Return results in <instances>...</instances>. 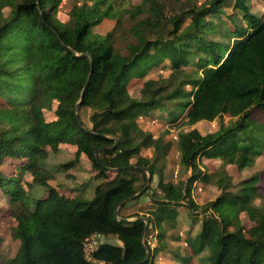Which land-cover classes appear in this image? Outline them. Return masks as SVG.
Masks as SVG:
<instances>
[{"label": "trees", "instance_id": "16d2710c", "mask_svg": "<svg viewBox=\"0 0 264 264\" xmlns=\"http://www.w3.org/2000/svg\"><path fill=\"white\" fill-rule=\"evenodd\" d=\"M88 1L62 22L56 16L62 0H0V120L7 125L0 131V165L9 158L19 173L18 180L0 171V189L20 204L9 237L19 246L2 264H156L155 256L166 250L167 232L179 224L181 208L192 225L204 215L190 244L196 255L209 249L208 264H264V198L255 203L257 175L233 191L230 177L223 174L216 181V199L199 204L193 196L195 181L205 178L201 156L244 169L263 153L264 122L254 114L264 112V11L260 16L252 12L253 0H176L180 12L170 8V0H142L123 13L129 20L124 26L122 15ZM214 16L219 23L211 20ZM115 17L116 27H127L133 37L124 50L115 45L116 27L95 32L106 18ZM217 33L225 40L215 39ZM163 66L168 76L147 80L140 97L128 90L131 79ZM89 77L80 108L91 109V126L81 119L83 127L75 105ZM51 110L55 118L47 120ZM156 111L169 122L183 118L181 124L191 126L179 132L178 147L181 164L192 173L178 182L161 178L156 188L151 179L144 189L147 172L136 166L154 175L171 149L167 132L156 137L139 125L140 118ZM226 115L232 118L229 123ZM216 119L214 131L195 127ZM65 148L74 151V158L61 165L67 171L80 160L91 161L94 172L85 184L92 181L91 194L72 196L50 183L47 158L50 151ZM145 150L152 155H143ZM127 165L135 167L121 168ZM26 171L30 178L21 186ZM15 180L18 184L9 188ZM27 186L46 188L47 196H30ZM82 187L77 183L69 190ZM140 191L119 207L118 217H148L145 238L157 230V247L145 239L151 249L146 262L145 222L115 215L123 198ZM145 194L150 195L146 214H122ZM243 211L255 221L249 230L240 219ZM96 234L122 244L103 242L89 260L84 241Z\"/></svg>", "mask_w": 264, "mask_h": 264}, {"label": "rangeland", "instance_id": "374dc122", "mask_svg": "<svg viewBox=\"0 0 264 264\" xmlns=\"http://www.w3.org/2000/svg\"><path fill=\"white\" fill-rule=\"evenodd\" d=\"M84 0H62L57 10V18L62 22H68L71 18V14L73 9L76 6L82 5ZM184 2H193L201 4L205 0H181ZM90 4L94 2H99L101 10H105L106 8H110V14H116L117 17L122 15L126 10L131 8V6L138 5L142 2V0H89ZM170 8L174 7L175 10L181 11L182 4L180 2H176V0H170ZM7 12V9H4ZM252 12L257 15H261L264 11V4L259 0H253L251 3ZM171 12V9L169 10ZM227 12H231V9L227 7ZM116 17L115 18H106L100 25L95 27V32L98 34H104L108 31L113 30L116 26ZM221 19L228 25V27L232 28V22L228 19L227 16L222 15ZM122 23L124 26H128L129 20L127 16L123 17ZM211 20L216 24L219 23L220 19L217 16L211 17ZM188 23V17L185 18V23ZM120 26L116 27L115 34V45L118 49L124 50L125 46L130 39L133 37L128 33L127 27ZM171 27V26H169ZM212 36V35H211ZM213 37L217 40H225L222 36V33L214 34ZM170 70L168 67H161L158 69L151 70L145 77H134L131 79L127 85V88L130 92H132L135 96L140 97L142 89L144 87V83L149 79H160L161 77L168 76ZM56 104V103H55ZM78 113L82 119V121L91 126L90 114L91 109L88 107H81L78 110ZM161 112L156 111L151 115H147L139 119V125L148 131L153 132V134L158 137L162 134L166 133L165 140L171 141V149L169 154L164 159L163 162H160L159 170L152 175V187L156 188L160 179H164L166 181L171 180L173 182H178L186 179L189 175H191L192 170H186L185 167L180 162V153L178 147V134L181 130H189L191 126L181 124L183 118L179 119L177 122H169L166 119L160 117ZM45 116L47 120H52L55 118L54 110L46 111ZM254 117L264 122V112L257 111L254 114ZM232 118L229 116H224V122L229 123ZM7 127L6 123L0 120V131ZM195 127H197L202 133H207L210 131H214L219 127V120L216 119L214 121H200ZM145 156H151L152 152L150 150H145L143 152ZM74 158V151L70 148L62 149L58 152L50 151V154L47 158V167L49 170V174L51 176L50 183L57 187L59 192L70 194L72 196L76 195L77 192H82L84 194H91L93 191L92 181L89 182V185L86 184V180L90 178V173L94 172L93 167L91 165V161L88 159H83L79 161L78 166L73 169L66 170L61 165L65 161L72 160ZM27 161V159H24ZM200 168L205 174V178L197 179L193 186V196L195 200L199 204H204L206 202L212 201L216 199L218 194L220 193L219 188L217 187L216 181L218 178L225 174L230 177V182L232 187L230 190H236L238 184L249 177L257 175L258 180L256 181V186L258 189L259 197L255 200L257 205L261 204L262 198H264V148L263 153L260 157L257 158L256 162L251 167H246L244 169H239L238 165L231 161H224L221 158H206L200 157ZM18 169L14 167V163L11 159H5L4 163L0 165L1 173L7 175L8 177L15 176L18 180L19 175ZM29 173L26 171L24 174V178L20 179V185H25V182L29 177ZM83 186L81 190L75 192L70 191L69 189L76 186ZM138 183H142V179L138 181ZM18 184V181L15 180L12 182L9 181V188ZM70 186V187H68ZM28 187V186H27ZM30 196H38V194H42L46 188L41 187H28ZM6 189H0V262L2 264L3 259L8 257L9 255H14L18 249L19 243L15 240H10V229L14 224L13 212L16 208L19 207V203L13 202V199ZM47 196V193H43ZM150 203V195L145 194L138 200H134L128 203L125 208L122 210V214L124 216H128L133 213L139 212L140 214H146L149 209ZM181 213L179 216V224L170 229L167 232L164 241H166V250L164 252L159 253L155 256L156 264H208L209 249H205L199 255L193 253V249L190 244L191 238L194 236L197 230L200 229V225L203 219V216L197 218L198 221L194 225H192L191 221L188 219V213L184 209H180ZM202 212V211H201ZM204 214V213H202ZM258 213L255 214V218H257ZM129 219L134 220L136 217H129ZM240 219L242 224L246 230H249L255 223L253 219L248 215L247 212L243 211L240 214ZM157 230L152 229L148 237H144L147 242L151 245L152 248L158 246V238H157ZM92 241V240H91ZM96 246L100 245L103 242H110L114 244H122L117 238L112 236H97L95 238ZM90 242V240L88 241ZM94 244V240L92 241ZM87 249V254H90L91 250Z\"/></svg>", "mask_w": 264, "mask_h": 264}, {"label": "water", "instance_id": "95a60500", "mask_svg": "<svg viewBox=\"0 0 264 264\" xmlns=\"http://www.w3.org/2000/svg\"><path fill=\"white\" fill-rule=\"evenodd\" d=\"M89 80H90V77H89V79H88V81H87V83H86V85H85V88H84L82 94H81L80 100H79V101L76 103V105H75V114H76V118H77V120H78L81 124H82V121H81V118H80V116H79L78 110H79V108H80V106H81V101H82L83 98H84L85 89H86V87L88 86V82H89ZM82 126L84 127L83 124H82ZM117 142H118V139H116V143H117ZM116 143H115L114 145H116ZM102 148H104V147H102ZM97 149H98V148H97ZM97 149L94 150V154H96ZM127 167H135V166H134V165H127V166H122L121 168H127ZM136 167H137L138 169H143V170H145V171L147 172V182H146V185H145V187H144V189H145V188L150 184V182H151V179H152V178H151V177H152V172H151V170H150L149 168H147V167H142V166H136ZM140 193H141V191L138 192V193H135V194H133V195H130L129 197L123 198V199L119 202L118 206H117L116 209H115V215H116L117 218H119V217H118V209H119V207H120L123 203H125L126 201L135 199ZM119 219H122V220H125V221H131V219H129V218H119ZM136 219H137V220H142V221L145 222V226H144V230H143V234H142V244H143L144 248H146L147 252H146V256H145V258L142 260V262H146V261L151 257V256H150V255H151V249H150L149 247L146 246L145 241H144V237H145V234H146V231L148 230V228L151 227V223H150V219H149L148 217H146V216H138V217H136ZM136 219H134V220H136Z\"/></svg>", "mask_w": 264, "mask_h": 264}, {"label": "built area", "instance_id": "2783aa9c", "mask_svg": "<svg viewBox=\"0 0 264 264\" xmlns=\"http://www.w3.org/2000/svg\"><path fill=\"white\" fill-rule=\"evenodd\" d=\"M97 236H101V234H96V235H93L91 237H88L85 241H84V248H85V253H86V258L89 259V260H92L93 258V252L99 247V245L96 246V241H95V238ZM90 240V242H88ZM94 240V244L92 241ZM91 250L90 254H87V248Z\"/></svg>", "mask_w": 264, "mask_h": 264}]
</instances>
